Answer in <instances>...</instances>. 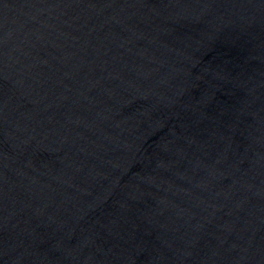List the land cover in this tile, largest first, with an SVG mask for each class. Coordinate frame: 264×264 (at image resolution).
<instances>
[{
  "label": "water",
  "instance_id": "water-1",
  "mask_svg": "<svg viewBox=\"0 0 264 264\" xmlns=\"http://www.w3.org/2000/svg\"><path fill=\"white\" fill-rule=\"evenodd\" d=\"M0 264H264V0H0Z\"/></svg>",
  "mask_w": 264,
  "mask_h": 264
}]
</instances>
